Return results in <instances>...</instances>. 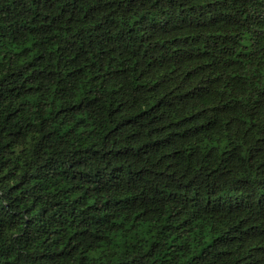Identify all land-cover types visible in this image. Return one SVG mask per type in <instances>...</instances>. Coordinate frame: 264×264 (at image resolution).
<instances>
[{"label":"trees","instance_id":"1","mask_svg":"<svg viewBox=\"0 0 264 264\" xmlns=\"http://www.w3.org/2000/svg\"><path fill=\"white\" fill-rule=\"evenodd\" d=\"M0 264H264V0H0Z\"/></svg>","mask_w":264,"mask_h":264}]
</instances>
